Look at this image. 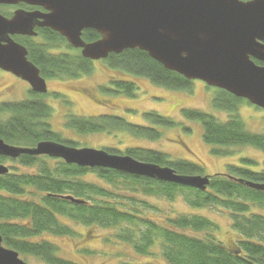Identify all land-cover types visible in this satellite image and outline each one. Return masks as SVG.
<instances>
[{
    "label": "trees",
    "instance_id": "trees-1",
    "mask_svg": "<svg viewBox=\"0 0 264 264\" xmlns=\"http://www.w3.org/2000/svg\"><path fill=\"white\" fill-rule=\"evenodd\" d=\"M27 10L36 9L19 5ZM4 7V6H0ZM5 16L10 13L1 12ZM36 36H13L27 49V58L47 79H77L93 71L92 61L84 58L79 49L68 45L65 38L48 28H35ZM82 38L95 41L100 35L92 29L82 32ZM108 67L141 76L168 89H191V81L138 48L110 53L102 60ZM256 63L261 64L256 61ZM113 89L101 87L102 92L123 93L133 97L137 87L124 80L113 79ZM30 97L18 101L0 102V138L6 143L34 147L39 141L51 140L75 147V143L60 137L51 129L47 119L52 108L43 96L29 90ZM52 96V95H51ZM246 100L218 89L212 103L215 108L229 112V118L219 121L196 109H182L186 119L202 125L204 143L213 146L214 155H228L225 149L249 145L264 155V133L246 130L238 117L237 105ZM249 104V103H248ZM153 125L173 127L176 122L155 112L144 113ZM68 127L77 133L124 130L134 136L155 138L159 132L152 127L126 122L122 117L103 115L84 118L71 116ZM221 147L222 149H218ZM109 153L126 154L136 160L168 166L179 175H202L203 165L169 154L140 147H128L119 152L105 148ZM16 162L21 167L34 166L33 171H12L0 175V236L2 245L19 256L33 257L42 264H76L58 255V247L45 239L44 233L72 237L75 232L62 219L67 218L85 227L110 230V243H125L140 255H157L158 247L165 264H264V191L247 183L264 184L262 169L229 167L231 174L209 176L205 190L165 182L156 178L138 176L103 167H80L46 155L21 154L17 158L0 155V164ZM242 164H255L242 159ZM5 166V165H4ZM87 173L96 175L103 184L84 180ZM182 197L190 208L214 207L230 217V228L235 239L220 241L217 226L206 216L162 209L145 198L173 202ZM83 201L76 203L66 198ZM88 251V250H86ZM151 264V263H146Z\"/></svg>",
    "mask_w": 264,
    "mask_h": 264
},
{
    "label": "water",
    "instance_id": "water-1",
    "mask_svg": "<svg viewBox=\"0 0 264 264\" xmlns=\"http://www.w3.org/2000/svg\"><path fill=\"white\" fill-rule=\"evenodd\" d=\"M18 4L37 9L17 8L9 17L0 13V70L26 82L36 94L47 92L46 80L13 36H36L35 28H48L80 49L84 58L100 60L138 48L188 80H201L264 109V0H0V5ZM86 29L95 30L100 38L85 41ZM21 154L46 155L80 167L109 168L199 190L209 183L207 175H179L168 166L105 149L51 140L22 147L0 138L1 156ZM7 172L0 164V175ZM247 184L264 191V184ZM0 264L28 263L4 247L0 236Z\"/></svg>",
    "mask_w": 264,
    "mask_h": 264
},
{
    "label": "rangeland",
    "instance_id": "rangeland-1",
    "mask_svg": "<svg viewBox=\"0 0 264 264\" xmlns=\"http://www.w3.org/2000/svg\"><path fill=\"white\" fill-rule=\"evenodd\" d=\"M0 13H12L21 6L0 5ZM93 71L77 79H47L48 93L43 96L44 101L52 108L51 116L47 119L51 129L61 138L73 141L75 147H91L96 149L112 148L124 152L128 147L152 149L169 154L172 158L185 159L203 165L202 175L219 173L231 174L229 167H246L254 171L262 169L263 153L249 145L225 148L228 155H214L213 146L204 143L202 139V125L197 120L186 119L182 109H196L211 114L219 121H225L230 113L213 106L212 100L218 89L207 86L203 81L190 80L191 89H168L152 83L149 79L136 76L116 68L108 67L102 60L92 61ZM8 73V72H7ZM14 76V75H13ZM113 79L132 82L137 90L133 97L123 93H106L101 87L113 89ZM52 95V96H51ZM29 86L17 77H12L0 70V102L28 99ZM155 112L176 122L173 127L156 126L151 124L144 113ZM238 117L244 123L246 130L264 133V109L240 102L237 105ZM112 115L122 117L126 122L152 127L159 132L155 138L134 136L124 130H110L109 132L77 133L68 127L71 116L84 118ZM63 144V143H62ZM222 149L221 147H217ZM242 159H249L255 164H242ZM12 171H33L34 166L21 167L16 162L3 163ZM84 180L103 184L96 175L87 173ZM149 203L158 205L162 209L170 207L176 212L192 213L206 216L217 226L215 235L223 243H230L235 239V232L230 228L229 214L218 208H190L182 197L177 196L173 202L158 200L154 197L145 198ZM70 225L75 235L56 236L44 233L37 239H45L54 243L58 255L76 264H165L159 256L158 247L152 248L157 255H140L125 243H110V230L98 227H85L75 224L67 218L62 219ZM88 250V251H86ZM28 264H42L33 257H20Z\"/></svg>",
    "mask_w": 264,
    "mask_h": 264
},
{
    "label": "flooded vegetation",
    "instance_id": "flooded-vegetation-1",
    "mask_svg": "<svg viewBox=\"0 0 264 264\" xmlns=\"http://www.w3.org/2000/svg\"><path fill=\"white\" fill-rule=\"evenodd\" d=\"M6 74H10V73H7V72H6ZM10 75H11L12 77H15V76H13L12 74H10Z\"/></svg>",
    "mask_w": 264,
    "mask_h": 264
}]
</instances>
